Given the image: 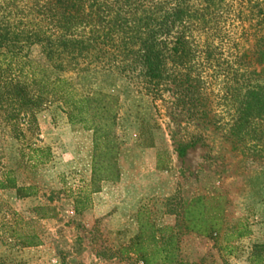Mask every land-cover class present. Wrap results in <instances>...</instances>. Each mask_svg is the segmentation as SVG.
Returning <instances> with one entry per match:
<instances>
[{
  "label": "rangeland",
  "instance_id": "obj_1",
  "mask_svg": "<svg viewBox=\"0 0 264 264\" xmlns=\"http://www.w3.org/2000/svg\"><path fill=\"white\" fill-rule=\"evenodd\" d=\"M228 30H188L210 86L196 105L187 103V90L172 84L169 90H147L138 72L96 62L54 71L38 46L31 49L29 59L48 67L53 77L67 78L85 93L119 98L120 179L104 182V194L95 192L100 184L91 183L93 132L72 125L61 104L41 110L32 126L22 118L13 127L0 114V183L11 172L19 186L38 189L36 196L21 199L15 190L0 188V264H144L134 243L145 220L162 229L157 235L164 243L176 237L173 256L151 264H252L256 253L264 258V143L230 135L237 102ZM204 110L211 118L195 113ZM151 141L154 150L146 147ZM192 141L196 145L181 155ZM31 147L49 149V156L37 163ZM218 195L226 207L219 235L210 239L190 230L187 203ZM87 196L89 208L76 213V201ZM99 199L106 207L97 212L91 204ZM45 205L55 206L58 216L37 220L33 209ZM16 219L19 234L39 233L40 246L24 248L11 236L9 222ZM240 223L251 230L242 239L235 233Z\"/></svg>",
  "mask_w": 264,
  "mask_h": 264
},
{
  "label": "trees",
  "instance_id": "obj_2",
  "mask_svg": "<svg viewBox=\"0 0 264 264\" xmlns=\"http://www.w3.org/2000/svg\"><path fill=\"white\" fill-rule=\"evenodd\" d=\"M193 27L229 29L227 61L237 102L230 135L264 143V0H1L0 114L13 127L22 118L32 126L41 110L61 104L72 125L93 132L91 183L100 184L98 192L103 182L120 179L119 98L102 91H80L67 78L53 77L48 67L29 59V52L38 46L54 71L96 62L120 72H138L147 90H169L172 84L176 90H187V103L193 105L210 90L190 40L188 30ZM210 112L195 111L200 118H211ZM195 145L190 142L181 155ZM153 146L152 141L146 145ZM31 153V158L43 163L49 149L31 147ZM0 188L15 190L21 199L38 194L34 185L19 186L11 172L5 174ZM85 199L76 201V213L89 208L91 200ZM224 199L199 197L187 203L188 228L215 239L226 217ZM33 213L37 220L58 216L57 208L50 205L35 207ZM19 221L9 222L11 236L24 248L40 246L37 231L18 233ZM158 232L162 229L145 220L135 237L134 254L144 264L173 256L175 235L164 243ZM235 233L242 239L251 230L240 223ZM149 246L154 247L152 252ZM252 264H264L261 253L253 255Z\"/></svg>",
  "mask_w": 264,
  "mask_h": 264
},
{
  "label": "crops",
  "instance_id": "obj_3",
  "mask_svg": "<svg viewBox=\"0 0 264 264\" xmlns=\"http://www.w3.org/2000/svg\"><path fill=\"white\" fill-rule=\"evenodd\" d=\"M149 148V150L151 149V150H154L156 147L155 146H153V147H148ZM158 155V152H157V154H156V156ZM156 159V158H155ZM154 159V161H155V163H157V159L155 160ZM121 181H122V183L124 182V175H122V177H121ZM106 189H108V186H106L105 184H104V182H103V184H102V186H101V190L100 191H98L99 193H103V192H105L106 191ZM104 194V193H103ZM93 206V208H95V211H97V212H99V211H102L103 209H105V207H106V204H105V202L104 201H100V199L98 200V201H95V203L94 204H91V207Z\"/></svg>",
  "mask_w": 264,
  "mask_h": 264
}]
</instances>
